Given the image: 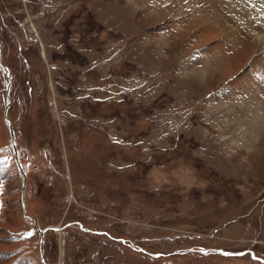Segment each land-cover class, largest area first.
Returning a JSON list of instances; mask_svg holds the SVG:
<instances>
[{
  "label": "rangeland",
  "instance_id": "obj_1",
  "mask_svg": "<svg viewBox=\"0 0 264 264\" xmlns=\"http://www.w3.org/2000/svg\"><path fill=\"white\" fill-rule=\"evenodd\" d=\"M236 5L0 0V264H264V12Z\"/></svg>",
  "mask_w": 264,
  "mask_h": 264
},
{
  "label": "bare ground",
  "instance_id": "obj_2",
  "mask_svg": "<svg viewBox=\"0 0 264 264\" xmlns=\"http://www.w3.org/2000/svg\"><path fill=\"white\" fill-rule=\"evenodd\" d=\"M229 2L231 4V6H234V7H240V6L236 5V4L240 5V4L245 3V2H252L253 5H255V7L259 8L260 11L264 12V0H229ZM253 104H255V102ZM257 105L258 104L254 105V112H252L251 115H250L251 119L255 120V121H252L253 123L254 122L255 123L256 122H260L261 119H263V117H264V115L262 117V108L259 105H258V108H257Z\"/></svg>",
  "mask_w": 264,
  "mask_h": 264
},
{
  "label": "water",
  "instance_id": "obj_3",
  "mask_svg": "<svg viewBox=\"0 0 264 264\" xmlns=\"http://www.w3.org/2000/svg\"><path fill=\"white\" fill-rule=\"evenodd\" d=\"M7 87H8V83H6V91H5L6 103H5V106H4V113H5L6 107H7L8 103H9L8 102V98H7ZM7 127H8V130H9V133L11 135L12 134V129H11V126H10L9 122H7ZM11 146H12V148L14 147V144H13L12 141H11ZM13 150H14V148H13Z\"/></svg>",
  "mask_w": 264,
  "mask_h": 264
}]
</instances>
